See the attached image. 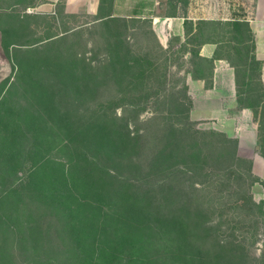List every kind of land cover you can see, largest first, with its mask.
Returning <instances> with one entry per match:
<instances>
[{
    "label": "trees",
    "instance_id": "16d2710c",
    "mask_svg": "<svg viewBox=\"0 0 264 264\" xmlns=\"http://www.w3.org/2000/svg\"><path fill=\"white\" fill-rule=\"evenodd\" d=\"M21 3L27 0H0L2 46L17 67L19 80L24 75L30 78L16 106L5 110L7 101H0V111L4 110L0 116V264H135L133 255L144 243L153 244L157 238L168 243L171 236L197 255L184 264H253L246 242L239 241L235 232H222L221 217H214L215 212L206 207L210 199L202 200V189L197 188L215 177L232 181L239 188L236 209L245 219L262 209L249 190L258 179L252 162L239 156L238 141L198 129L190 119L188 88L168 94L165 81L160 89L172 115L162 117L165 121L153 117L142 133L131 130L128 110L145 109L155 85L148 79L145 84L144 77L159 72L139 59L133 61L132 50L124 46L119 51L111 48L107 61L96 66L78 58L71 46L53 52V44L66 39V34L78 36L77 28L91 22L61 33L20 37L18 30L27 20L47 18L17 14ZM63 8L59 5L57 14L48 17L64 24L68 16ZM205 22H199L194 38L202 34ZM232 26L236 37L243 26L248 33L242 41L233 39L240 45L236 50L240 63L221 56L236 71L241 107L258 114V109H264V95L255 96L256 104H246L242 98L248 65L257 66L261 80L254 37L247 22L234 21ZM206 42L218 44L205 33L192 58L205 60L199 49ZM40 43L45 45L34 47ZM160 48L164 47L160 44ZM62 66L67 72L64 82L43 80L51 73L57 75L55 68ZM212 69L213 62L210 76ZM196 70L189 73L194 75ZM38 83L40 91L47 93L44 101L48 97L57 101V110H49L47 116L27 96ZM119 108L125 110L124 116L117 115ZM54 145L66 149L65 160L49 155ZM245 186L248 190L242 196ZM254 264H264V254Z\"/></svg>",
    "mask_w": 264,
    "mask_h": 264
},
{
    "label": "rangeland",
    "instance_id": "374dc122",
    "mask_svg": "<svg viewBox=\"0 0 264 264\" xmlns=\"http://www.w3.org/2000/svg\"><path fill=\"white\" fill-rule=\"evenodd\" d=\"M246 1L247 4L245 6L236 2V0H229L225 3H223V0H212L208 6L204 3L199 4L198 7L201 9V12L203 11L202 7H208L209 11L216 14V16L218 15V19L206 21L207 24L201 25L200 28L203 29V32L198 38L191 39L190 43L192 45L190 47L185 44H181L178 41H174L168 49H161L160 44L158 43L159 40L157 41L149 21L113 19L109 22L104 21L96 24H87L86 26L77 28L79 29L76 32L79 33L78 36H76V34H66V39L52 45L53 52L59 49L65 50L71 46L73 47V50H76L78 58L83 59L87 64L96 66L101 64V62L107 61L106 56L111 54V48H115L114 51H119L123 50L122 46H124L132 50V54L135 56L133 61L139 59L144 63L145 67L153 68L158 71L159 73L152 75H148L147 73L144 77L145 84H147V81L150 80L149 83L155 85V87H152L153 95L147 102L145 109L136 108L128 110V116L130 117V129L133 131L139 130V132L142 133L146 131L148 125L150 124V120L153 117H160L161 121H165L162 117L172 115V107L168 102H164L165 98L163 99V96L166 94H164L165 92L162 90V87L160 89V84L162 82L165 81L168 94L180 92L181 90L186 92L187 88L189 93V87L187 85L188 75L190 74V71L197 69L196 74H191L193 78L204 79L207 86L211 85L212 76H210V68L212 62H209V60L203 61L198 58H192V52H195L200 46L205 33L211 34L212 39L218 42V57L222 55L240 63V57L237 56L236 50L240 46L238 41H242L247 38L248 33L246 27H241V30L238 31L239 35L237 34L236 37L234 34V27L232 26L234 21H224L223 18L225 15H228L235 17L236 19L240 18V20L244 22L246 17L249 15L247 12L248 9L252 7V3H250L251 0ZM27 3H34V5H32V7H26ZM27 3H21L19 6H16V13L20 15L38 14L43 17L47 16V18L46 20H27L28 22L26 25L18 30V35L20 37H40L46 35L47 33H61L64 29L78 26L87 21L83 15L77 16L76 18H71L70 15H67V19L65 21L63 20L64 24H62L61 20H58V28L56 22L48 17V15H53L54 12L49 14L46 13L44 9H41L45 4L49 5L47 0H27ZM202 4L203 6H201ZM29 25L31 26L30 28ZM1 38L2 35L0 32V101L3 99L4 101H7L8 105L4 106V109L8 110V108L16 106L15 102L22 98L23 94L26 93V91H24L27 89L25 83L30 78L27 75H24L22 76L23 78L19 80V76H17V67L14 68L12 63L9 61L7 53L2 46ZM233 39H237L238 41ZM50 41H47L46 44L50 43ZM43 45L45 44L40 43L34 47L39 49L42 48ZM188 55H191V58ZM33 62L38 64L36 61ZM69 66L70 65L67 67ZM248 66V74H246L243 79L244 83L242 85V90L244 91V94L242 98L246 104H256V101L254 100L255 96L264 95L263 83L259 79L257 66H254L253 64ZM63 68H65V66L55 68V72H58L57 75L59 74L58 78L54 77L57 75L51 73L48 77L44 76L43 80L51 81L52 79L59 81L61 79V83L64 82L65 80H63V77H66L67 72L64 71ZM201 73H203V75L205 73L207 77L197 78L196 76ZM60 74H62L61 78ZM60 85V88L62 89L63 84ZM33 87L34 88L31 93L27 96L34 103L36 110L45 116L48 115L47 113L49 110H57V101L53 103L51 101L52 98L48 96L47 97L50 100L44 101V99H42L47 95L46 92L40 91L42 84L38 83V87L34 84ZM159 97L162 99L157 101ZM133 100H135V96ZM135 101L137 103L140 102L139 100ZM191 103L192 113L194 107L192 99ZM198 104L200 108H205L206 106L205 104ZM139 109L140 111L138 112L137 110ZM3 112L4 110L0 111V116L3 115ZM116 112L118 116H124L123 113H125V110L123 108H119ZM176 115H174V117H176ZM45 118L49 119L50 117ZM254 118L259 131L258 146L261 149L259 148V150H255L254 147H243V150H240L238 147V152L240 157L252 162V171L258 181L255 182L249 190L254 201L260 205L262 209L253 210V216L245 219L240 211L236 209L235 200L238 198L237 192H239V188L235 182H229L227 180H222L219 177H215L207 184H197V188H199V190L202 189V191L199 192V195L202 197L201 199H210L211 201L207 202L208 204L206 207H208L210 211L215 212L214 217H221L220 220L223 223L222 232L228 235L235 232V236L239 241L244 240L246 242L253 264L257 263L264 254V180L254 173L253 160L245 154L259 153L264 157V109H258V114L254 113ZM190 119L195 122L196 127L202 131L221 132L230 137L227 133L221 131L222 125L229 124L230 118H224L223 120L202 118L197 120L195 117H192V114H190ZM176 120L178 121V119ZM158 123L161 122L158 120ZM234 123L236 126V121L233 122V124ZM56 127L61 128V125L60 127L59 125ZM237 127L238 125L236 128ZM236 132H238V129ZM230 138L237 140L235 137ZM65 151L66 149L63 151L61 150V147L59 148L58 145H54V148L51 153L49 152V155L53 156L55 159L65 160V155L62 153ZM247 190V186L243 187L241 189V195L245 196ZM234 225H236L235 228ZM248 227H252V229H248ZM233 228L234 231L232 230ZM254 234L256 235L254 236ZM244 236L245 238H243ZM98 238L104 239V236H97L96 239ZM170 238L172 239L171 241H168V243L165 239L160 240L159 238L155 239L153 244L144 243L142 245V250L139 249V251L133 255L135 256V264H184L186 260L194 259L197 256L195 253H192V250L188 249L184 243L181 244L175 237L173 238L171 236ZM125 259H127L126 256Z\"/></svg>",
    "mask_w": 264,
    "mask_h": 264
},
{
    "label": "crops",
    "instance_id": "0c3cea01",
    "mask_svg": "<svg viewBox=\"0 0 264 264\" xmlns=\"http://www.w3.org/2000/svg\"><path fill=\"white\" fill-rule=\"evenodd\" d=\"M212 0H47L41 9L46 13L57 14L59 5L67 15H83L92 24L122 18L126 20H150L152 29L160 44L168 49L174 41L191 46L189 42L197 36L198 24L202 21L217 20L216 14L208 7L199 9L201 3ZM229 0H223V3ZM246 5V0H236ZM252 7L244 22L249 24L254 37L255 55L261 63V81L264 87V0H251ZM203 6V4L201 5ZM51 7V8H50ZM224 21H241L240 18L225 15ZM242 22V21H241ZM188 31V32H187ZM189 42V43H188ZM219 45L214 42L203 43L199 49L202 59L213 62L211 85L204 79L188 75L189 95L193 100L192 117L199 120H223L230 118L229 124L222 125L221 131L239 141V148L254 147L259 150V131L251 108L239 103L236 71L223 57L217 56ZM191 58V55H188ZM205 104L200 108L199 104ZM238 127L236 128L235 123ZM238 129V132L236 130ZM261 149V148H260ZM261 152V151H260ZM253 160L254 173L264 180V157L259 153L245 154Z\"/></svg>",
    "mask_w": 264,
    "mask_h": 264
}]
</instances>
